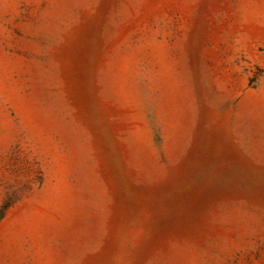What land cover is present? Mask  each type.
<instances>
[{
  "label": "rangeland",
  "instance_id": "374dc122",
  "mask_svg": "<svg viewBox=\"0 0 264 264\" xmlns=\"http://www.w3.org/2000/svg\"><path fill=\"white\" fill-rule=\"evenodd\" d=\"M0 264H264V0H0Z\"/></svg>",
  "mask_w": 264,
  "mask_h": 264
}]
</instances>
